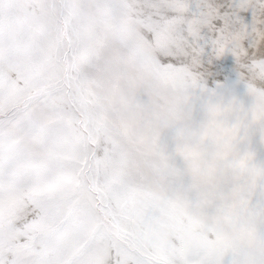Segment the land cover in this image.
Wrapping results in <instances>:
<instances>
[{"label":"snow or ice","instance_id":"snow-or-ice-1","mask_svg":"<svg viewBox=\"0 0 264 264\" xmlns=\"http://www.w3.org/2000/svg\"><path fill=\"white\" fill-rule=\"evenodd\" d=\"M50 2L0 0V264H231L219 239L123 176L78 70L93 60L90 36L58 37L39 66L26 53L19 37ZM97 3L106 23L89 20V28L118 32L180 86L209 95L264 90V0Z\"/></svg>","mask_w":264,"mask_h":264},{"label":"rangeland","instance_id":"rangeland-1","mask_svg":"<svg viewBox=\"0 0 264 264\" xmlns=\"http://www.w3.org/2000/svg\"><path fill=\"white\" fill-rule=\"evenodd\" d=\"M67 9L59 0L38 8L19 39L37 66L42 49L77 31L93 45L78 70L102 109L123 162L122 174L164 199L219 239L231 264H264V90L209 95L180 86L147 64L105 24L97 0ZM58 78L63 70L57 69ZM50 132L58 123L43 117Z\"/></svg>","mask_w":264,"mask_h":264}]
</instances>
